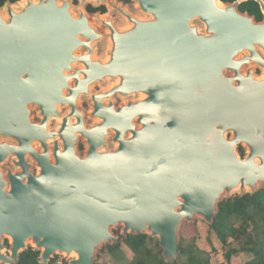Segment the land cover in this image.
<instances>
[{
  "label": "water",
  "instance_id": "water-1",
  "mask_svg": "<svg viewBox=\"0 0 264 264\" xmlns=\"http://www.w3.org/2000/svg\"><path fill=\"white\" fill-rule=\"evenodd\" d=\"M74 1L0 6V264L30 248L39 264H96L141 235L177 264L185 225L213 226L225 200L264 189V19L239 10L264 14V0H133L143 17Z\"/></svg>",
  "mask_w": 264,
  "mask_h": 264
},
{
  "label": "trees",
  "instance_id": "trees-1",
  "mask_svg": "<svg viewBox=\"0 0 264 264\" xmlns=\"http://www.w3.org/2000/svg\"><path fill=\"white\" fill-rule=\"evenodd\" d=\"M18 1L0 0V6H4L6 2L14 4ZM240 10L249 11L259 18L261 17L258 6L253 2L242 4ZM208 227L226 251L227 262L233 256L243 255L246 260L242 264H264V189L255 194L235 196L225 200L220 205L213 226ZM199 237L200 232L196 224L183 227L181 234L182 254L178 258L177 264H212L210 252L198 246ZM150 241L152 239L145 235L129 236L122 239L119 246L109 247V250L121 252L123 261L129 262L127 264H163L160 254L159 258L155 259L158 252L155 253V250L151 248ZM155 248L160 250L158 246ZM39 255V252L30 248L21 255L19 264H39ZM54 261L55 259L51 264Z\"/></svg>",
  "mask_w": 264,
  "mask_h": 264
},
{
  "label": "rangeland",
  "instance_id": "rangeland-1",
  "mask_svg": "<svg viewBox=\"0 0 264 264\" xmlns=\"http://www.w3.org/2000/svg\"><path fill=\"white\" fill-rule=\"evenodd\" d=\"M111 2L113 0H110ZM118 1V0H117ZM78 0L74 1V12L78 13ZM121 5H123L125 8L129 9L134 15L138 16V17H143V15L138 11L137 5L133 0H129L128 4H124V3H120ZM18 5V4H17ZM93 5V4H91ZM87 7V6H86ZM108 8V12H107V17H109L110 19H112L115 24L120 27V28H124L127 27V23L126 21L115 11H113L109 6H107ZM86 9V8H85ZM98 26V25H97ZM100 28V26H98ZM106 51H107V41H104L100 44H98V49L96 51L95 57L97 59H102L105 60L106 59ZM111 83L107 82L105 85H94L93 86V90L94 91H100L103 90L106 87H109ZM116 102H122L123 100L121 98H116L115 99ZM80 108L84 111L85 114H89L91 108H90V104L89 101L86 99H82L80 101ZM35 110H34V115H33V119H35L36 115L38 116V114H36ZM87 122L89 124H93L94 120H92L91 118L87 117ZM51 127L55 128L56 127V123H52ZM81 145V148L83 150H80L81 153H84L86 150V146L84 145L83 142H80L78 144V148ZM83 146V147H82ZM2 169H6V166H1ZM8 168V167H7ZM198 228H199V232H200V237L198 240V246L202 249H205L207 252H210L211 256H212V264H242L246 259L245 256L240 255V256H233L232 259L227 262L226 258H225V253L226 251L222 248V246L220 245V243L217 240L216 235L209 229V227L202 221V220H197V223H195ZM189 225V224H187ZM118 234H120V231H118ZM150 246L153 250H155V253L158 252V256L155 259L159 258V254L161 255V249L157 250L155 248V246H158V240L157 239H152V241H150ZM113 248V247H110ZM159 248V246H158ZM125 249V248H122ZM127 258L130 260V258L127 256ZM154 261V259H153ZM67 264V261L64 257L59 256L55 258V261L53 264ZM124 264V263H129L128 261L125 262L123 261V255L121 252H119L118 250H109V247H105L102 249V251L99 253V259L97 260L96 264Z\"/></svg>",
  "mask_w": 264,
  "mask_h": 264
},
{
  "label": "flooded vegetation",
  "instance_id": "flooded-vegetation-1",
  "mask_svg": "<svg viewBox=\"0 0 264 264\" xmlns=\"http://www.w3.org/2000/svg\"><path fill=\"white\" fill-rule=\"evenodd\" d=\"M224 3H233V2H235V1H237V0H234V1H227V0H222ZM128 2H129V0H118V3H124V4H128ZM248 2H253V1H248ZM245 3H247V2H245ZM253 3H255L257 6H258V9H259V12H260V14H261V17L259 18L257 15H255V14H251L249 11H246V12H243L242 10H240V7H241V5L242 4H244V3H242L240 6H239V10H240V12L241 13H248L251 17H254L255 19H256V22H262L263 21V19H264V14L261 12V9H260V5L258 4V3H256V2H253ZM86 11H87V13L89 14V15H92V16H94V15H99L100 17H107V12H108V8H107V6H99V7H95L94 5H91V4H89L87 7H86ZM119 14V13H118ZM120 15V14H119ZM121 16V15H120ZM122 17V16H121ZM109 18V17H108ZM123 18V17H122ZM124 19V18H123ZM99 26V25H98ZM100 28L101 29H103L101 26H100ZM262 56L264 57V53H262ZM252 69L254 70V74L257 76V77H262L263 75H264V71H263V69L261 68V67H259V66H257V65H255V64H252ZM105 90H107V87L106 88H104L103 90H98V91H94V92H96V93H99V92H104ZM116 98H121V97H116ZM115 98V99H116ZM114 99V100H115ZM123 101L122 102H116V100H115V102H116V104H118V105H120V104H123V103H126V102H128V101H133V100H135V98H133V97H130V98H128V99H124V98H121ZM90 104V103H89ZM91 106V105H90ZM60 111L62 112V114H66L67 112H68V109H66V110H64V109H60ZM37 114V113H36ZM35 114V115H36ZM35 120L36 121H39L40 120V118H39V115L37 116L36 115V117H35ZM87 121V120H86ZM56 123V127L58 126V124H59V122L58 121H51L50 122V128H52L53 129V127H51V124L52 123ZM87 124L89 125V123L87 122ZM55 127V128H56ZM50 143H51V141H50ZM36 147H37V149L39 150V151H41V149H40V147L39 146H37L36 145ZM83 147V146H82ZM79 151L80 150H83L82 148H81V145L79 146ZM241 152H243V150L241 149ZM80 153H81V151H80ZM28 161L33 165L32 166V170L34 171V173L35 174H37L38 173V171H39V169L36 167V164H35V162L31 159V158H28ZM6 166V169H2L4 172H6V170H7V167L9 168H12L13 170H15V167L12 165V163L10 162V161H7L6 163H4V164H2L1 166Z\"/></svg>",
  "mask_w": 264,
  "mask_h": 264
}]
</instances>
